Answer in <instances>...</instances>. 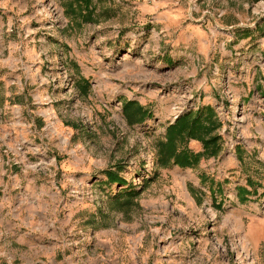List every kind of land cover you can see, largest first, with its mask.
<instances>
[{"label": "rangeland", "instance_id": "1", "mask_svg": "<svg viewBox=\"0 0 264 264\" xmlns=\"http://www.w3.org/2000/svg\"><path fill=\"white\" fill-rule=\"evenodd\" d=\"M67 1L0 0V264H264V0H172L206 41L176 48L149 0H92L87 23ZM201 106L219 155L158 166L166 127Z\"/></svg>", "mask_w": 264, "mask_h": 264}, {"label": "trees", "instance_id": "2", "mask_svg": "<svg viewBox=\"0 0 264 264\" xmlns=\"http://www.w3.org/2000/svg\"><path fill=\"white\" fill-rule=\"evenodd\" d=\"M258 2L260 0H253ZM95 8L92 0H68L65 3L64 13L68 18L80 20L82 23L92 22ZM87 89V87H85ZM123 114L129 124H142L146 117V110L138 103L125 102L122 105ZM221 126L220 120L211 106H201L194 112L180 115L172 124L166 127L164 137L157 142V164L161 167L177 166L181 169L195 168L201 158L217 157L222 150V138L218 134ZM194 140L202 144V152L195 153L188 148V142ZM122 168L107 169L104 171L108 185L124 186L125 180L120 176ZM201 181L206 183L207 178L202 175ZM250 188H254L251 181L247 180ZM210 182V191L221 193L222 190ZM246 187L238 188L240 202H245L248 196L255 194ZM140 194L135 188H130L118 193L111 198L116 206H127Z\"/></svg>", "mask_w": 264, "mask_h": 264}, {"label": "crops", "instance_id": "3", "mask_svg": "<svg viewBox=\"0 0 264 264\" xmlns=\"http://www.w3.org/2000/svg\"><path fill=\"white\" fill-rule=\"evenodd\" d=\"M148 3H137L142 17L150 16L151 24H160L163 28L162 33L165 36L174 34L175 39L172 40L171 48H176L178 45L186 44L188 41H199L205 44L204 34L198 30V26L186 22L188 17V9L180 5H173L172 0H151ZM173 31V32H170ZM200 31V33H198ZM199 35V36H198ZM196 39V40H195ZM172 56V55H171ZM178 57V56H177ZM179 59V57L177 58ZM33 215L30 217L32 218ZM35 235V234H34ZM31 237V236H30ZM29 249L33 248L32 244L28 245ZM37 252V251H36ZM39 254L36 255L35 262H38ZM30 262L25 261L24 264Z\"/></svg>", "mask_w": 264, "mask_h": 264}, {"label": "built area", "instance_id": "4", "mask_svg": "<svg viewBox=\"0 0 264 264\" xmlns=\"http://www.w3.org/2000/svg\"><path fill=\"white\" fill-rule=\"evenodd\" d=\"M140 1H144V0H140ZM150 1V0H149Z\"/></svg>", "mask_w": 264, "mask_h": 264}]
</instances>
